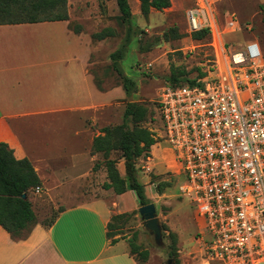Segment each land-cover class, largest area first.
Returning <instances> with one entry per match:
<instances>
[{
	"label": "crops",
	"instance_id": "1",
	"mask_svg": "<svg viewBox=\"0 0 264 264\" xmlns=\"http://www.w3.org/2000/svg\"><path fill=\"white\" fill-rule=\"evenodd\" d=\"M80 39L68 22L0 26V143L32 164L40 192L62 209L50 226L36 218L25 239L0 226V264H137L129 243L110 244L106 235L111 217L127 211L121 196L132 191L116 195L94 187V179L107 182L102 155L92 153L94 138L107 127L101 114L125 94L122 87L97 88L88 70L92 51L78 63ZM29 119L37 123L28 125ZM45 119L50 126L39 124ZM117 167L125 177L121 162Z\"/></svg>",
	"mask_w": 264,
	"mask_h": 264
},
{
	"label": "built area",
	"instance_id": "2",
	"mask_svg": "<svg viewBox=\"0 0 264 264\" xmlns=\"http://www.w3.org/2000/svg\"><path fill=\"white\" fill-rule=\"evenodd\" d=\"M187 1L186 33L206 32L208 55L193 84L161 91L159 138L205 221L207 264H264V55L257 42L233 50L226 40L250 25L225 12L220 26L209 0Z\"/></svg>",
	"mask_w": 264,
	"mask_h": 264
},
{
	"label": "rangeland",
	"instance_id": "3",
	"mask_svg": "<svg viewBox=\"0 0 264 264\" xmlns=\"http://www.w3.org/2000/svg\"><path fill=\"white\" fill-rule=\"evenodd\" d=\"M128 2L133 18V33L119 67L125 76L135 82L136 91L122 100L114 101L101 115L106 114L107 126L113 127L122 123L127 103L144 104L151 112L144 126L151 130L158 142L152 147L150 157L138 159L135 168L137 179L145 187L147 201L155 205L162 231V245H157L153 235L143 227V220L138 212L140 205L136 203L133 206V192L121 196L122 210L127 211L122 213L126 216L115 223V229L119 232L118 238L127 243L132 240L134 233L137 234L135 244L148 251V258L142 264H167L169 259L173 264H207L203 244L199 241L200 235L206 230L205 221L198 216L193 203L180 195L182 177L165 143L159 138L161 122L157 102L163 88L169 85L171 66L184 70L191 77L195 74L197 65L208 55V49L205 44L195 42L186 33L184 10L190 5L187 0H172L170 8L163 11L151 10L147 16L141 15L135 0ZM260 2L264 0H227L221 4H213L220 26L223 25L222 14L228 12L238 22L252 28L226 37L233 50H239L249 42H257L264 55V3ZM68 11L71 16L68 25L71 28H82V33L78 36L81 38L79 43L83 44L76 45L78 63H85L92 51L88 70L97 87L104 91L121 87V79L112 70L109 59L110 54L124 43L126 35V27L120 21L115 1L68 0ZM105 28L113 29L115 35L103 41L91 42L89 37ZM6 54L3 52V58ZM35 121L29 119L27 123L36 124ZM50 121L45 119L39 124L47 127L50 126ZM120 162L124 172L125 162L117 160V164ZM102 171L105 172L104 167ZM95 186L98 187V192L103 190L100 178L94 179ZM27 198L35 217L43 223L50 222L60 208L59 201L48 199L42 192H30ZM170 235L176 239L174 251Z\"/></svg>",
	"mask_w": 264,
	"mask_h": 264
},
{
	"label": "trees",
	"instance_id": "4",
	"mask_svg": "<svg viewBox=\"0 0 264 264\" xmlns=\"http://www.w3.org/2000/svg\"><path fill=\"white\" fill-rule=\"evenodd\" d=\"M114 1L120 21L126 27V35L124 43L110 54L109 59L111 68L120 77L121 87L125 96L128 97L136 91V85L131 78L123 74L119 63L124 59L126 48L131 43L133 18L128 0ZM138 1L142 16H147L151 10L163 11L171 7L170 0ZM69 18L68 0H0V26L69 22ZM68 27L75 34L82 33L81 27L71 28L70 24ZM114 35L113 29L105 28L93 33L91 39L103 41ZM191 39L203 44L208 41L204 31L191 34ZM170 69V86L193 84L184 70L174 66H171ZM194 71H199V69L195 68ZM150 115L151 112L146 105L127 103L122 123L118 126L102 128L103 135L95 137L92 143V153H100L103 158L101 165L105 168L107 182L102 185V189L112 190L116 195L132 191L140 206L150 202L147 201L144 185L137 179L135 164L140 158H149L152 147L158 142L151 130L144 126ZM113 155H116V159L113 158ZM117 160L125 162V177H122L118 170ZM97 167L99 165L96 164L94 169ZM40 187L41 182L32 164L27 159H16L13 151L6 144L0 143V226L15 240L25 239L36 224V217L27 196ZM22 195H25L26 198L23 199ZM61 210L59 208L57 212ZM125 216L126 214H118L111 217L106 234L110 244H114L120 239L117 238L119 232L115 229L117 226L115 223ZM55 217L44 225L50 226ZM136 236L137 234L134 233L129 242L130 254L135 257L137 264H142L148 258V251L142 250L139 245L135 244ZM170 237L171 248L174 251L176 239L173 235Z\"/></svg>",
	"mask_w": 264,
	"mask_h": 264
},
{
	"label": "water",
	"instance_id": "5",
	"mask_svg": "<svg viewBox=\"0 0 264 264\" xmlns=\"http://www.w3.org/2000/svg\"><path fill=\"white\" fill-rule=\"evenodd\" d=\"M22 198L25 199L26 196L22 195ZM139 216L143 220V227L149 231L154 238V241L157 245H162V231L159 224V220L156 217V208L153 203H149L144 206H140L138 209ZM167 264H173V261L169 259Z\"/></svg>",
	"mask_w": 264,
	"mask_h": 264
}]
</instances>
